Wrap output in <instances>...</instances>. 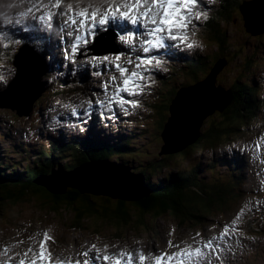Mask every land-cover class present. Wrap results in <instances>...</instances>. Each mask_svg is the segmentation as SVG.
Masks as SVG:
<instances>
[{"label":"rangeland","instance_id":"obj_1","mask_svg":"<svg viewBox=\"0 0 264 264\" xmlns=\"http://www.w3.org/2000/svg\"><path fill=\"white\" fill-rule=\"evenodd\" d=\"M17 1L18 0H0V20H5V27L4 29H0V35L9 30L15 32L14 34L16 37H23L24 32L20 29L18 22L19 16L22 15L24 11L17 9L12 5ZM32 1L36 2L37 0ZM238 1L240 0H236V2ZM202 2L203 3L199 6V10H202L204 7L209 5L218 7L220 4V0H212L211 3H209L208 0H202ZM241 2L242 1H240V3ZM68 3H72L74 8L77 7V0H64V3L61 5V8L64 9V11L67 9L65 4L67 5ZM26 5V2H20L19 7H24ZM35 11L36 10L31 11V13L32 16L36 18L37 11ZM241 18L242 17L238 12V9L234 6L233 11L230 13V22H224L222 24V27L225 29L226 37V40H223L224 37H221L222 44H214V42L207 39V36L206 38L203 35L201 37V33H197L199 30L197 27L202 23V19H193V22L188 29L189 38L195 39L200 46L189 48L180 43L181 47H183L180 53L184 54L190 59H195V57H197V60L202 61V63L206 64L208 67L214 62L215 56H219L216 57V59H218L217 63L220 70L219 74L217 75L216 85L229 87L239 76L242 78V81H244V78L247 75L244 72L243 66L246 61V56L252 58L251 63L258 61L260 66H262L264 63V39L262 42L255 39L260 37L264 38V34L249 36L244 30L243 21ZM21 21H23V19ZM193 31L196 33L194 36L192 35ZM29 32L31 33V29H29ZM13 40L15 39L0 36V75L5 77L4 80H0V90L2 91L15 75V67L11 62L15 54L14 50L24 44H21V42L18 40H16L17 42L15 43ZM177 44L179 43H176L175 45ZM3 45H7V47H4ZM105 47L109 48L113 46L106 45ZM81 52H84V50ZM36 53L38 52L36 51ZM84 54L78 55L76 58H83L85 57ZM223 57H226L228 62L224 68L222 67L220 69V66L226 63V60ZM22 59H24V61L32 68L38 69L39 62L36 59V56L33 58L28 54V52H26L23 54ZM99 63L100 62H96V65H99ZM135 63L136 62H134L132 65H128V67H133ZM193 63L194 61L191 63V66ZM173 65L176 68L174 73H168L165 70V66L161 68H153L151 75L155 76V78L153 79V84H151L152 89L148 87L141 95L140 100L142 106L135 109L128 108V110L131 109L132 112L137 114L135 120L138 122L139 118H145L143 120L145 122L144 124L139 123L140 125L136 126L135 128L128 129V131L131 132L136 144L142 147V153H140V155L137 157L138 160L136 158L133 160V164H136L137 166L147 165L149 161H153V159L155 160L156 158L154 157V153L158 152L160 146L165 144L160 138L159 121L161 119V113L157 107H151L148 105L147 107L143 102L146 101L147 104L151 103L152 101L156 103L161 102V100L156 97L158 95L156 93L158 86L160 85L159 88H161V84L157 83L159 78L166 80L164 87L168 88L171 86L169 81L171 76H177L178 80L173 79L172 84L174 85L171 87L173 89H177L182 86V84L190 82L188 81L184 83L182 80L193 76L191 73V67L187 68V66H183L180 63H173ZM44 66L45 62L41 64L42 69ZM52 66L55 67V62L52 63ZM101 68L102 66L100 64L99 71H101ZM89 69L93 70V67L90 66L85 70L82 67L77 66L73 70L69 68L62 69L61 71L54 70L53 74L54 72L61 74V80H69V77L77 74L85 73L87 75L89 73ZM103 69L106 71L107 67ZM206 69L207 68L205 67L196 74L200 75L199 79H202L205 76L207 72ZM249 71L255 72L256 69L254 67L249 69ZM250 72H248V74ZM111 75L112 74L105 76L104 79L107 80ZM45 76L46 73L44 74V77ZM51 79L52 78H50V80ZM191 79L193 80V78ZM99 80L100 78L97 77V81ZM57 83L60 84L61 81L59 80ZM57 83L53 85L47 84L43 87L44 93H42L41 97L35 102L31 116H33L37 111L38 115L32 119L25 120L28 118H19L8 108L0 109V131L3 135H5L4 138L0 136V150L7 149L10 151L9 157L14 162L18 163L19 159L23 156L18 152L12 151V148L15 147L16 142H23L25 148H30L31 146L42 141L44 136H46L45 134L41 135V138L39 139L41 130L43 127L45 128L46 124H48L47 118L49 114H52L54 111L53 107L51 108V101L58 103L55 105L56 108H60L63 111H69L73 114L72 117L74 118L72 119H69L65 122L54 123V125H62L63 123L72 121L70 125V131L64 134L65 137L72 133H79L81 137H85L87 135V132L82 129L84 120L80 118L78 108L72 106L79 104L83 105L85 96L75 95L74 97H71V95H67L68 93H65L61 94L58 98L51 99L47 94L48 92L50 93L59 89ZM246 83L249 84L250 81L246 80ZM89 87L94 88L95 86L90 83ZM256 89L258 93L264 92V80L259 82V85L256 87ZM90 92L91 91L87 92V95H89ZM165 92V90H161V93ZM125 94L127 96L126 99H131V97H128L127 93ZM101 96L102 95L100 93L93 94L95 100H97V97ZM65 98H68V100ZM104 98L106 99L105 96L101 97L102 100ZM166 99L167 98L164 100ZM64 103H67V105L70 104L71 106L68 105V107H64ZM34 110L36 112H34ZM216 113L218 114L219 112L216 111L204 119L201 129L205 130L214 123L212 121H214V118L218 116ZM109 119L110 117L105 119L103 114L100 115V119L98 115H96L94 121L95 127L103 126V129L109 131V128H112L111 122L108 121ZM100 120L103 122L100 123ZM210 120L211 122H209ZM254 123L259 124L260 121H256ZM47 130H49L52 134L59 136L60 132L56 126H52ZM110 131H114L113 128ZM250 134L251 133H248V135ZM223 141H225V139H223ZM256 142H259L261 145L259 154L256 153ZM60 147L61 149H65V146L62 144H60ZM242 148L244 154L247 156L249 170V173L246 174L243 187L231 192L230 199H228V202L223 205L224 208L215 207L213 211L208 212L207 214L209 215V218L204 223L195 221L180 223L178 219L166 214L156 219L154 225L151 224V215H148L145 216L144 219H141V223L139 224L134 225L133 223L126 226L122 225L121 227H117L110 225V221L108 222L104 217H92L82 221H80V219L77 220L76 214L70 212L67 208H62L57 210V212H54L47 205H43L42 207L39 200L37 201V199L31 201L30 198H25L19 202H13L9 200L4 202V204H0V206H2V209L0 210V258L1 253H5V245H8L10 249L7 253H5L6 257H10V255H13L14 252L21 251L24 253L30 245L38 247V241L42 238V233L44 230H48L50 235L54 238L55 242H50L48 247L53 255L56 254V258L61 256L64 259H67L70 255L72 260L75 261L77 259L75 257L77 256V253L81 252V250L83 251L84 249L81 248L84 245L88 246L89 248L92 244H96L97 247L101 249L103 254L104 245L108 244L109 253L121 250L137 252L140 249H150L151 251L154 250L158 255L161 252H170L176 250L175 248L170 249L168 247L169 240H171L173 244L184 247L185 244H193L194 239L196 241L201 240V238L206 240L214 235H217L222 230L223 225L230 222L235 217L237 211L242 206L247 204L251 208V211L247 212V214L243 217L241 224L239 225L242 230L236 235V237H233L226 242H222L221 244L222 247H224L225 243L230 245V248H225L224 252L221 253L223 257V264H264V190L261 191V182L264 181V162H262L264 161V133L261 134L256 140L244 145ZM133 150H138V147H133L132 151ZM185 152H188L185 157H169L170 160L168 162L171 163V165H163L165 167L162 169L155 167L157 172L154 173L153 178L157 179L163 177L165 173L173 171L175 166L178 164L184 169H187L190 165H197L198 163L201 164L205 161L206 157L210 156L211 153L210 150L204 149L202 152H200V150H196L193 147H189V149ZM57 155H62L61 159L63 160L64 158L72 160L71 156L67 152L63 151ZM32 156H26V159L31 161ZM56 160L58 161V159ZM174 164L176 165L174 166ZM205 170L206 169H203L202 174L208 175L209 171ZM220 171L221 174H223L222 171H224V169H221ZM221 174H219V176H222ZM210 180H213V178ZM36 184L41 186L39 183ZM246 193L250 194L246 195ZM85 194L92 197L99 196L91 193ZM257 201H259V205L256 204ZM126 203L128 204V211L133 215V217H136L137 214L135 216L129 202ZM115 204L116 200L113 199L110 207L115 206ZM100 211H102V208H99L98 212ZM258 213L263 215H259ZM255 215L258 216L254 219ZM21 222L29 224L31 228L29 229L22 227ZM112 223L115 222L112 220ZM71 225H77L80 226V228H76L77 230H74L71 228ZM156 225L161 226L159 229L161 237L160 240H155L151 237V235L154 234L153 227H156ZM257 228L258 230L252 232ZM246 229L249 231H246ZM37 233H40L41 235H36ZM94 233H96V235H93ZM197 233H200V236H196ZM29 237H33V239H29ZM164 237L168 239L165 241ZM237 239H239V244L236 242ZM17 241H22V243H16ZM12 248H15V250ZM79 249L81 250L78 251ZM17 254L19 253L14 254V256L20 258L21 255ZM103 254H101V256ZM91 256L95 257V252H93ZM212 264H221V262L216 260L213 256Z\"/></svg>","mask_w":264,"mask_h":264},{"label":"trees","instance_id":"obj_2","mask_svg":"<svg viewBox=\"0 0 264 264\" xmlns=\"http://www.w3.org/2000/svg\"><path fill=\"white\" fill-rule=\"evenodd\" d=\"M234 4L233 0H229L222 4L221 9L210 12L207 21L202 25L203 34H206L210 40L217 43L222 40V35H225L222 24L230 22V13L233 11ZM193 61V65L191 66L190 63L188 67H191V73L194 74L200 72L203 66L206 65L197 59ZM216 63L217 60H215V65ZM247 86L237 81L234 86L229 87L231 91L230 104L214 118V121H212L214 123L205 130L201 129L200 136L182 151L167 153V155H160V151L154 153L156 159L150 161L152 163L151 169L154 166L159 168L163 165H171L168 162L169 157H185L188 154L185 151L189 147L213 149L224 143L223 139L228 140L236 136L244 138V134L241 133L243 128L247 126V122L250 120L253 123L260 121V102L254 90L247 88ZM175 96V90H173L170 92L168 100H165L166 102L150 103L151 107H157L161 113H159L161 115L159 121L160 132L164 128L167 111L170 107L169 102ZM256 129L259 130L260 126H256ZM75 144H67L65 149H61L59 145L52 143L49 147L50 151H46L45 148H36L34 152L22 145L18 146L16 152L27 156L33 154L31 161L25 160V168L21 172L18 171L20 163L7 160L6 153H9V151H2L3 154H0V181H2L0 182V204H4L9 200L19 202L25 198H30L31 201L37 199L42 207L47 205L54 212L67 208L70 212L76 214L77 220L104 217L108 222L110 221V225L117 227L133 223L134 225L139 224L141 219L148 215H151V224H154L156 219L166 214L178 219L180 223L190 221L204 223L209 218L207 213L213 211L215 207L224 208L223 205L230 199L231 192L241 189L243 184V169L239 167L237 159H232V161L231 159L230 161L224 159V157L216 159L219 165L222 163L225 169L227 167L228 171L222 176H216V173L212 170V167H215V160H208L207 167L212 172L209 177L201 175V164L199 166H189L187 169L180 168L179 164H174L177 170L171 172L168 178L160 180L149 178L148 173L141 166H138L134 170L147 175L145 187L149 193L142 196L138 202H129L135 216L137 214L136 217H133L127 209L128 204L126 202L128 201L115 199V206L110 207L113 198L107 196L92 197L80 194L74 189H67V193L64 195H52L49 194L46 188L36 184L40 177L71 171L75 167V163L86 164L93 160L104 159L126 166L135 158L134 154H130L131 141L125 137L122 139L117 138L116 142L108 144L106 142L84 143L82 147L80 145L76 147ZM57 151L71 154L73 164L60 168L59 162L55 160ZM154 173L155 171L152 169L149 175L153 176ZM210 177L217 178L212 181ZM99 208H102V211L98 212ZM1 209L2 206H0ZM112 220L115 223H112ZM71 228L79 229L80 226L72 225Z\"/></svg>","mask_w":264,"mask_h":264},{"label":"snow or ice","instance_id":"obj_3","mask_svg":"<svg viewBox=\"0 0 264 264\" xmlns=\"http://www.w3.org/2000/svg\"><path fill=\"white\" fill-rule=\"evenodd\" d=\"M208 2L211 3L212 0H208ZM63 3L64 0H48L47 4H43L41 0H37V7L45 9L40 19L51 21L55 16L67 17L64 26H71V30L67 32V36L70 38V51L66 50L64 56L65 59H70L73 63H75L78 55L83 54L79 44L82 36L86 37L83 39L85 46L88 44V38L97 39V25L104 27L111 22L116 28L120 29L119 41L128 48V59L126 61L122 62L125 53H118L113 56L93 55L91 57L84 54L83 63L93 62L91 66L97 76L103 75L104 69L102 67L101 71H95L96 63L94 62H103L104 65H107L108 71L114 70L120 74L118 82L115 74L109 76L103 82L102 90L106 94L107 106L110 107L115 103L124 109L125 114H127L128 108L135 109L142 106L140 97L148 86L154 82L151 76L152 69L162 67L163 62L159 58L146 55L152 49L160 48L164 44L165 36L161 34L166 33L168 40H179L186 47H197L200 46L198 42L189 38V26L192 24L193 19H208V13L199 10L200 0H77V7L74 8L72 3H68L66 11H61L60 8ZM127 25H139L141 29L139 36L142 39L140 50L137 49L134 43L138 33L127 27ZM195 34V31H193L192 35ZM99 39L103 41L104 37L101 36ZM3 46L7 47V45ZM133 55H135L136 63L129 70L126 65L133 64L131 58ZM4 79L5 77L0 75V80ZM110 88L112 89L111 95H107ZM121 92L127 93L131 99H126L123 95H120ZM92 102V100L87 101L89 104ZM95 103L101 104L104 102L96 100ZM65 107H68V105H65ZM255 148L256 153L259 154L261 149L259 142H256ZM261 186L264 188V181L261 182ZM256 204L259 205V201ZM249 211H251V208L247 204L242 206L235 217L223 225L222 230L217 235L206 240L201 238V240L196 241L194 239L193 244H185L184 247L173 244L169 240L168 247L176 250L161 252L158 255L151 254V264H212L213 256L223 264L221 253L224 252L225 248H230V245L225 243L222 247L221 244L236 237L241 231L239 225ZM36 235L41 234L37 233ZM196 236H200V233H197ZM29 239H33V237H29ZM50 242L54 243V238L48 230H44L42 238L38 241V247L30 245L22 254L18 264H92L89 257L93 252H95L94 259L102 260L104 264H146L148 261V257L142 249L135 253L124 250L118 253H109L108 244L104 245L102 256L100 254L101 249L96 244H92L88 250L77 253L78 257H84L82 261L80 259L73 261L71 256L67 259H54L48 247ZM236 242L239 244V239ZM16 243H22V241ZM9 250V246L5 245L4 252L7 253Z\"/></svg>","mask_w":264,"mask_h":264},{"label":"water","instance_id":"obj_4","mask_svg":"<svg viewBox=\"0 0 264 264\" xmlns=\"http://www.w3.org/2000/svg\"><path fill=\"white\" fill-rule=\"evenodd\" d=\"M246 31L251 35L264 32V0H252L240 7ZM22 52L13 62L16 76L0 93V107H9L19 115L28 114L40 97L42 67L32 68L22 59ZM217 65L201 81L192 86L180 88L169 107V115L161 132L165 143L159 154L179 152L200 136L204 119L214 112L222 113L230 104L231 92L216 85ZM96 172L87 169L78 174H66L40 185L53 195H63L67 188L80 194L109 196L122 201L138 202L144 196L140 187L131 179L118 178V172ZM114 174V175H113ZM142 180V177L140 178ZM146 190V188L144 189ZM148 190V189H147Z\"/></svg>","mask_w":264,"mask_h":264},{"label":"bare ground","instance_id":"obj_5","mask_svg":"<svg viewBox=\"0 0 264 264\" xmlns=\"http://www.w3.org/2000/svg\"><path fill=\"white\" fill-rule=\"evenodd\" d=\"M19 2H22V3H24V2H28L29 4H27L26 6H24V7H19V4H18V8H19V10H22V11H24L23 12V14H24V16H25V20L28 22V24H29V26L31 27L33 24H36L37 22H36V20H35V17H33L31 14H30V12L31 11H33V10H40V12H39V15L38 16H36V17H38L39 18V21L40 22H45L46 23V25H50L49 27H46V26H44V25H42V28H43V32L41 33V37H43V38H45L46 40H47V45L45 46L44 44L41 46V48L37 51L38 53H36V52H34L32 49H30V47L28 46V45H23V46H20L19 48H18V50L17 51H15L14 53H15V56L16 55H18V54H20L21 53V51H23L22 52V54H24V53H26V52H28V54L31 56V57H33V58H35V56H36V59L38 60V62H39V65L41 66V64L43 63V62H45V66L43 67V69L45 70V72L46 73H48L49 74V78H45V84H44V86L45 85H47V84H49V85H53V84H55V83H57L59 80L61 81V83L59 84V83H57L58 84V88L59 89H57V90H54V91H52L53 92V96L55 97V98H58L61 94H65L66 92H63L62 90H61V87L62 86H68V85H70V86H74V87H77V89H76V94H74V95H71V97H74L75 95H77V96H82V92H84V91H87L88 90V88H87V86H86V84L84 85L83 84V81L82 80H80V79H76V78H74V79H72V80H69V81H66V80H61L62 79V75L61 74H57V73H55L54 72V74H53V71L55 70V71H58V70H62V69H67V68H69V69H75L77 66H82L83 68L84 67H86L87 66V64H85V63H83V61H84V59H85V57H81V58H78V59H76V63H75V65H73V64H71L70 62H69V59H65V56H55V55H53V54H51L49 51H52L53 50V48L55 47V36H56V30H59V27H58V22H57V20H56V16L51 20V21H46V20H43V19H40V17L43 15V13H44V11H45V9H43V8H39V7H37V1L36 2H34V3H32L30 0H18ZM42 3L43 4H47L48 3V0H42ZM203 2H202V0H200V4H202ZM29 10H31V11H29ZM49 10H52V11H54L53 9H49ZM5 18V17H4ZM5 21V20H4ZM111 22H109V24H110ZM111 24H113V23H111ZM114 25V24H113ZM127 26H130V25H127ZM191 26V25H190ZM98 27H100L99 25H97L96 26V32L97 31H99L100 29H97ZM175 31V30H174ZM137 33H138V31H137ZM102 35L101 34H96V37H97V39H94L92 42H91V38H88V44H87V46H85L84 44H83V39H81V42L79 43L80 44V47H81V51H83L84 50V52H82L83 54L84 53H87V56L88 57H91V56H93V55H95V56H101L102 55V51H101V49L103 48V47H105L106 45H109V44H106V45H103V43H98L97 42V40L99 39V37H101ZM107 36L109 37V34H107ZM138 36V35H137ZM137 36H136V38H135V41H134V43H136V42H138V38H137ZM163 36H165L166 37V33H163ZM136 46H137V44H136ZM141 48H138V50H140ZM101 51V52H100ZM113 53H115V52H113ZM121 53H124V50L122 49V52ZM35 55V56H34ZM23 56V55H22ZM29 58V57H28ZM56 58V59H55ZM132 58V61L134 62H136V60H135V57L133 58V56L131 57ZM30 59H32V58H30ZM35 59V60H36ZM128 59V56H124V60L122 61V62H124V61H126ZM24 60V59H23ZM33 60V59H32ZM53 62H55V67H53L52 66V63ZM80 64V65H79ZM101 66L103 67V68H106L107 67V65H104L103 64V62L101 63ZM128 67V66H127ZM107 72L109 73L110 71H108V69H107ZM116 77H117V82L119 81V79H120V75L116 72ZM50 78H52L51 80H50ZM104 78H105V76L104 77H102L101 79L102 80H104ZM173 79H177L178 80V77L177 76H175V75H173V76H171V78H170V83H171V87L174 85V84H172V80ZM249 87H250V85H249ZM110 93H111V91H110ZM121 94L125 97V95H124V93L123 92H121ZM86 96V95H85ZM97 100L98 99H100L99 97L98 98H96ZM51 101V100H50ZM58 103L57 102H55V101H51V106L52 107H54L55 108V105H57ZM64 105H67V104H65L64 103ZM65 107V106H64ZM145 155V154H144ZM132 160V159H131ZM138 160V159H137ZM58 166V165H57ZM146 188V187H145ZM149 190V189H148ZM198 192V191H197ZM146 205V204H145ZM139 206V205H138ZM63 231V230H62ZM85 250H88V249H86V248H84L83 249V251H85ZM131 252H136V251H131ZM70 256V255H69ZM18 260H13V261H10L9 262V264H18Z\"/></svg>","mask_w":264,"mask_h":264}]
</instances>
